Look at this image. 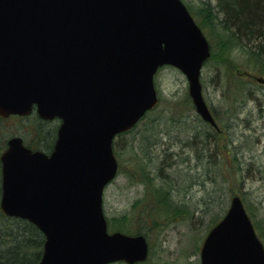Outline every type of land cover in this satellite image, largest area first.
Listing matches in <instances>:
<instances>
[{
  "label": "water",
  "instance_id": "water-1",
  "mask_svg": "<svg viewBox=\"0 0 264 264\" xmlns=\"http://www.w3.org/2000/svg\"><path fill=\"white\" fill-rule=\"evenodd\" d=\"M210 56L182 0H0V115L36 107L42 118L62 119L50 155L18 136L1 155V209L43 232L39 264L146 259L143 234L108 229L104 189L119 167L113 141L158 103L154 76L163 65L186 75L196 111L216 125L200 79ZM201 264H264L239 195L206 236Z\"/></svg>",
  "mask_w": 264,
  "mask_h": 264
},
{
  "label": "rangeland",
  "instance_id": "rangeland-1",
  "mask_svg": "<svg viewBox=\"0 0 264 264\" xmlns=\"http://www.w3.org/2000/svg\"><path fill=\"white\" fill-rule=\"evenodd\" d=\"M183 1L193 8L201 26L197 9L205 2L217 4V0ZM204 31L214 55L203 66L201 82L221 130L203 123L182 71L164 66L155 76L160 98L157 107L115 141L121 166L118 176L105 189L104 211L114 223L123 219L129 228L145 231L150 249L148 258L140 264H200L204 238L227 212L234 195L242 197L264 243V83L244 75L247 71L258 77L264 73L239 63L245 61L239 48L222 55V63L215 51L218 40ZM231 59L239 61L240 73L247 81L249 94L239 100H235L239 85L229 78L234 65ZM238 67L234 65L235 72ZM38 121L36 113L0 121L2 149L17 133L31 141V130ZM200 141L207 143L202 163L192 148L198 147ZM143 159L150 165L143 166ZM151 178L154 179L149 182ZM164 184L170 188L174 203L186 204L189 212L168 215L170 206L163 204L167 210L160 208L155 188ZM161 194L165 199V191Z\"/></svg>",
  "mask_w": 264,
  "mask_h": 264
},
{
  "label": "trees",
  "instance_id": "trees-1",
  "mask_svg": "<svg viewBox=\"0 0 264 264\" xmlns=\"http://www.w3.org/2000/svg\"><path fill=\"white\" fill-rule=\"evenodd\" d=\"M190 9L193 8L191 7ZM196 13L202 19V28L208 30L210 37L212 36L218 40V50L215 51L220 59L222 55H230L235 48H239L245 57V61L240 62L237 60L235 62V60L231 59L235 66H239L236 72L234 71V65L232 66L233 79L228 72L231 81L239 85L235 96V100H239L240 96L247 95L249 92L246 88L247 81L243 80V75L240 73L241 64H237V62L245 64L251 70L264 73V0H217V4L214 6L209 2H205L197 9ZM218 52L221 55H218ZM213 55L212 50V57ZM221 61L223 63L222 59ZM0 121L3 120L0 118ZM39 126L43 138H45L46 142H49L51 139V128L44 129L43 122ZM215 134L216 132L212 133L214 138ZM198 145V147L196 145L192 146V148L197 152L198 158L202 163L203 159H205L203 156L207 152V143L200 141ZM1 149L2 146L0 145ZM144 151L143 154H146L147 150ZM143 161V166H145V163L150 165L144 159ZM162 168L163 162L161 164ZM153 179L151 178L149 182ZM164 186L167 188L166 184L158 185L155 188V194L159 192L156 202L159 203L160 208L166 209L163 204L170 206L169 211L166 209L168 215L185 211L189 212L186 204L182 203L178 206L174 203L170 197V188L165 189ZM164 191L166 194L165 199H163L161 194ZM108 221L109 226L116 230L145 234V231L141 228L138 230L129 228L123 219L119 223L115 221L116 224L112 218H109ZM255 225L258 228L256 222ZM44 240L43 233L32 222L22 218L6 216L0 209V264H39L43 253Z\"/></svg>",
  "mask_w": 264,
  "mask_h": 264
},
{
  "label": "flooded vegetation",
  "instance_id": "flooded-vegetation-1",
  "mask_svg": "<svg viewBox=\"0 0 264 264\" xmlns=\"http://www.w3.org/2000/svg\"><path fill=\"white\" fill-rule=\"evenodd\" d=\"M40 123L43 122V128H51V139L49 142L45 141V138H43L40 126L39 124L35 126L31 131L33 133V139L29 142H25L27 145L29 144L31 148L42 150L48 154H50L55 146L56 140H57V133L59 126L61 124V119H53V120H46V119H39ZM51 123H55L56 125H52ZM0 166H2V163L0 161ZM1 174V173H0Z\"/></svg>",
  "mask_w": 264,
  "mask_h": 264
},
{
  "label": "bare ground",
  "instance_id": "bare-ground-1",
  "mask_svg": "<svg viewBox=\"0 0 264 264\" xmlns=\"http://www.w3.org/2000/svg\"><path fill=\"white\" fill-rule=\"evenodd\" d=\"M204 123V121H203ZM1 197H2V179H0V202H1ZM1 209V206H0ZM1 211L3 212V210L1 209ZM5 214V212H3Z\"/></svg>",
  "mask_w": 264,
  "mask_h": 264
}]
</instances>
